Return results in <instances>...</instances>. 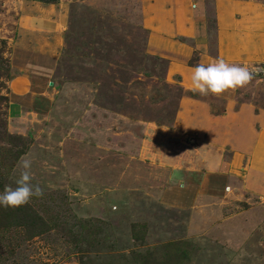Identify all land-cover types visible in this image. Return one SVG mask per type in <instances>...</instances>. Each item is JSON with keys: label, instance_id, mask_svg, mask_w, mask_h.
I'll list each match as a JSON object with an SVG mask.
<instances>
[{"label": "rangeland", "instance_id": "1", "mask_svg": "<svg viewBox=\"0 0 264 264\" xmlns=\"http://www.w3.org/2000/svg\"><path fill=\"white\" fill-rule=\"evenodd\" d=\"M218 1L0 0V192L21 157L43 189L36 234L2 207L0 264H264V72L190 90Z\"/></svg>", "mask_w": 264, "mask_h": 264}, {"label": "crops", "instance_id": "2", "mask_svg": "<svg viewBox=\"0 0 264 264\" xmlns=\"http://www.w3.org/2000/svg\"><path fill=\"white\" fill-rule=\"evenodd\" d=\"M216 10V37L221 57L234 60L254 56L264 62V2L219 0ZM28 84L12 83L11 92L15 97L25 96L31 91L30 81ZM250 138L245 136L243 144L248 145ZM258 140L260 143L255 151L259 156L257 164L260 155L264 156V134Z\"/></svg>", "mask_w": 264, "mask_h": 264}, {"label": "clouds", "instance_id": "3", "mask_svg": "<svg viewBox=\"0 0 264 264\" xmlns=\"http://www.w3.org/2000/svg\"><path fill=\"white\" fill-rule=\"evenodd\" d=\"M193 10L198 5L192 4ZM264 68L241 66L229 63L223 58H217L207 64L200 63L191 69L190 90L201 96L209 94L219 96L228 90L235 91L249 85L254 77ZM32 160L21 157L18 162L19 178L15 181L16 187L6 186L0 192V206L16 208L27 204L33 196L43 195L42 187L33 184L31 172Z\"/></svg>", "mask_w": 264, "mask_h": 264}, {"label": "trees", "instance_id": "4", "mask_svg": "<svg viewBox=\"0 0 264 264\" xmlns=\"http://www.w3.org/2000/svg\"><path fill=\"white\" fill-rule=\"evenodd\" d=\"M41 1L43 3H53L56 0H38ZM0 42L2 44H4L5 42L3 40H0ZM0 59H2V56L0 54ZM26 148V145L23 146V148L20 149V151H23ZM2 207L0 206V213L2 211ZM10 217L14 216L16 218V220H14V224L17 225H23L25 227L29 226L31 228H33V233H37L39 232L38 229V225L39 224V218L38 215L35 214V212L33 211V208L31 206H29L28 204H25L23 206L20 207H16V208H8V212H7ZM37 223V224H36Z\"/></svg>", "mask_w": 264, "mask_h": 264}]
</instances>
